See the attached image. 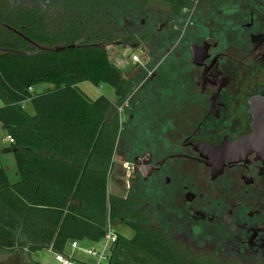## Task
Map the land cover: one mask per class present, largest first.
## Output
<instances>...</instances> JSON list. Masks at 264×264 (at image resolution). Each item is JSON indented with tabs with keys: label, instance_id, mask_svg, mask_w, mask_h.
I'll use <instances>...</instances> for the list:
<instances>
[{
	"label": "flooded vegetation",
	"instance_id": "1",
	"mask_svg": "<svg viewBox=\"0 0 264 264\" xmlns=\"http://www.w3.org/2000/svg\"><path fill=\"white\" fill-rule=\"evenodd\" d=\"M188 1L137 7L142 26L101 43L123 53L100 95L119 117L111 175L164 240L145 264H264V0Z\"/></svg>",
	"mask_w": 264,
	"mask_h": 264
},
{
	"label": "trees",
	"instance_id": "2",
	"mask_svg": "<svg viewBox=\"0 0 264 264\" xmlns=\"http://www.w3.org/2000/svg\"><path fill=\"white\" fill-rule=\"evenodd\" d=\"M80 1L0 0V123L14 139L19 177L11 183L0 168V251L63 254L69 242H100L121 223L134 236L117 232L106 264H145L150 243L164 240L136 222L139 199L109 192L119 117L109 99L92 100L79 87H117L120 73L101 46L115 39L114 29L93 0ZM126 1L146 7L154 0ZM57 47L65 50H50ZM39 85L46 88L37 93Z\"/></svg>",
	"mask_w": 264,
	"mask_h": 264
},
{
	"label": "rangeland",
	"instance_id": "3",
	"mask_svg": "<svg viewBox=\"0 0 264 264\" xmlns=\"http://www.w3.org/2000/svg\"><path fill=\"white\" fill-rule=\"evenodd\" d=\"M14 4H21V5H31V6H44L49 3L53 2H64V3H71L76 2V4H81L80 0H11ZM94 2V10L96 13L100 14L101 16L105 17L108 22H111L113 27L115 28V38H123L125 35L129 33L130 29L128 26V23H135L136 29L138 27L142 26V19H144L145 15L140 14L139 11L141 9H138L136 6H133L130 2L126 0H93ZM167 7L166 4H164L161 1L154 0L152 1L146 8L152 9L155 12L162 11ZM139 8H141L139 6ZM160 26V24L157 25V28ZM132 28H134L132 26ZM108 56L109 59L112 61V59L115 57L116 59L118 56H120L121 51L117 49L116 47L109 46L108 49ZM118 61H121L120 58H118ZM45 85H39L35 88V91L37 93H40L43 91V88H45ZM80 89L92 100H96L100 95H106L111 100L114 99V90L111 86L108 84H101L98 86H95L89 82H82L79 85ZM2 105V102H0V106ZM8 135L7 132L3 129V126L0 124V168H3L7 172V176L9 178V181L11 183L17 182L19 179L17 175V165H16V158L15 153H4V149H9L11 147V144H9L8 141ZM114 173V172H113ZM113 174L110 177L109 182V192L111 194L116 195H123V187L121 183L113 178ZM116 231L127 238H132L134 233L130 227L124 224H116L114 225ZM83 246L88 248H94L98 252H102L103 250V244H92L83 242ZM95 259V258H92ZM57 264L55 261L54 256L49 253L48 251H42L34 254H30L28 251L23 250H14L13 252H5L0 251V264ZM107 263V262H106ZM105 263V264H106Z\"/></svg>",
	"mask_w": 264,
	"mask_h": 264
},
{
	"label": "built area",
	"instance_id": "4",
	"mask_svg": "<svg viewBox=\"0 0 264 264\" xmlns=\"http://www.w3.org/2000/svg\"><path fill=\"white\" fill-rule=\"evenodd\" d=\"M7 139L11 145L14 143V139L11 136H8ZM117 238H118V234L115 227L109 225L106 236L103 239L104 248L102 252L100 253L97 250L92 249V250H86V254L89 255L90 257L97 259V264H105L108 261L109 257L111 256V250L115 242L117 241ZM72 248L73 249L79 248L78 241L72 242ZM55 259L58 264H76L75 260L71 256L66 255L64 253L63 254L55 253Z\"/></svg>",
	"mask_w": 264,
	"mask_h": 264
},
{
	"label": "crops",
	"instance_id": "5",
	"mask_svg": "<svg viewBox=\"0 0 264 264\" xmlns=\"http://www.w3.org/2000/svg\"><path fill=\"white\" fill-rule=\"evenodd\" d=\"M83 242H87V243L89 242V243H92V244H101L102 243L103 244V248H104V241L103 240H101L100 242H93V241H90V240L78 241V243H79V248L78 249H73L72 248V242H69L67 247H66V251H65L64 254L71 256L75 260L76 264H97V259H92L93 257H90L89 255L86 254V250H92L94 248H88V247L83 246V244H82ZM46 251L51 253L54 256V258H55V253L52 250H46ZM55 261H56V259H55Z\"/></svg>",
	"mask_w": 264,
	"mask_h": 264
},
{
	"label": "water",
	"instance_id": "6",
	"mask_svg": "<svg viewBox=\"0 0 264 264\" xmlns=\"http://www.w3.org/2000/svg\"><path fill=\"white\" fill-rule=\"evenodd\" d=\"M14 32H17L14 30ZM74 46H70L69 48H73ZM47 50V49H45ZM52 52H61V51H64L65 50V47H57L55 49H50ZM4 153H10V152H13L10 148L9 149H5L3 151Z\"/></svg>",
	"mask_w": 264,
	"mask_h": 264
}]
</instances>
